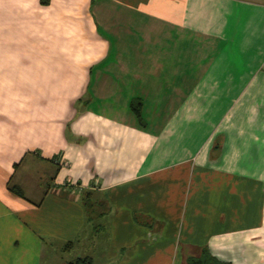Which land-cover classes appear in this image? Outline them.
<instances>
[{"label": "crops", "instance_id": "1", "mask_svg": "<svg viewBox=\"0 0 264 264\" xmlns=\"http://www.w3.org/2000/svg\"><path fill=\"white\" fill-rule=\"evenodd\" d=\"M206 248L264 264V0H0V264Z\"/></svg>", "mask_w": 264, "mask_h": 264}, {"label": "trees", "instance_id": "2", "mask_svg": "<svg viewBox=\"0 0 264 264\" xmlns=\"http://www.w3.org/2000/svg\"><path fill=\"white\" fill-rule=\"evenodd\" d=\"M41 2L43 4H47L48 0H41ZM131 109L133 110L137 118L140 119L141 118V102L139 100L132 102ZM10 190L13 194L17 195L18 197H21V198L25 197L22 189L19 187L11 186ZM187 262L188 264H229V263H223L219 261L209 252L207 248L203 250L202 254L199 257H189ZM74 264H93V262L91 258L85 257V258L79 259Z\"/></svg>", "mask_w": 264, "mask_h": 264}, {"label": "rangeland", "instance_id": "3", "mask_svg": "<svg viewBox=\"0 0 264 264\" xmlns=\"http://www.w3.org/2000/svg\"><path fill=\"white\" fill-rule=\"evenodd\" d=\"M76 258L74 257V260H75Z\"/></svg>", "mask_w": 264, "mask_h": 264}]
</instances>
